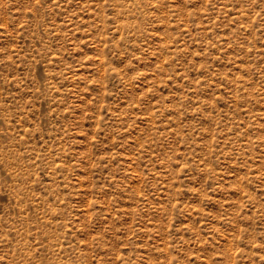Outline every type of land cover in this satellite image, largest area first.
<instances>
[{
  "label": "rangeland",
  "instance_id": "rangeland-1",
  "mask_svg": "<svg viewBox=\"0 0 264 264\" xmlns=\"http://www.w3.org/2000/svg\"><path fill=\"white\" fill-rule=\"evenodd\" d=\"M0 264H264V0H0Z\"/></svg>",
  "mask_w": 264,
  "mask_h": 264
}]
</instances>
